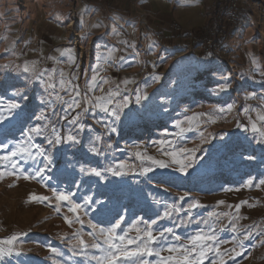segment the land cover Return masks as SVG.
<instances>
[{
	"label": "rangeland",
	"instance_id": "obj_1",
	"mask_svg": "<svg viewBox=\"0 0 264 264\" xmlns=\"http://www.w3.org/2000/svg\"><path fill=\"white\" fill-rule=\"evenodd\" d=\"M120 1L0 0V241L16 237L0 264H100L117 221L129 251L149 225L157 239L116 264L179 257L199 232L216 237L203 264H264V137L251 130L264 131V1L233 0L218 60L173 46L169 24L210 25L219 1L172 0L169 15Z\"/></svg>",
	"mask_w": 264,
	"mask_h": 264
},
{
	"label": "snow or ice",
	"instance_id": "obj_2",
	"mask_svg": "<svg viewBox=\"0 0 264 264\" xmlns=\"http://www.w3.org/2000/svg\"><path fill=\"white\" fill-rule=\"evenodd\" d=\"M24 71L25 72L29 71V67L27 65L24 66ZM154 79H159V78L158 77H154ZM93 80H95V77H93ZM226 88H227V85H224V88L222 90H225ZM96 99L99 101L102 98L101 97H97ZM137 101H139V97L137 98ZM108 103L110 104L111 100H109ZM77 106H79V105H77ZM97 106H100V105H97ZM16 107H18V105H15V104L11 105V108H16ZM117 107L118 108L127 107V98H125L124 103H123L122 106L118 105ZM103 110L105 112L109 111L107 107H104ZM109 114L114 116L116 120L120 119L118 111L115 110V109L113 111H111ZM258 119L264 121V116H258ZM73 123H75V121H73ZM112 130L115 131V129H112ZM251 130L253 132H259L260 135L262 137H264V131H261L260 129H258L256 127L255 123H252ZM75 140H76V137L73 136V135H68L66 137V141L75 142ZM55 143L56 144H60L61 143V137L59 135L56 136ZM16 154H17L16 152H13L10 155L11 156H15ZM139 155L140 154L137 153V156H139ZM168 155L172 156V158H173L172 162L173 163L180 164L179 170L182 171V172L186 171V169L191 166V158L190 157L188 159V162L184 163L183 161L176 159V155H177L176 153H168ZM144 158L152 160V162L154 164H158L160 167H166V164L163 161L154 160L152 157H144ZM0 159L7 160V159H9V157H2ZM14 167H15V165H14ZM93 172L97 176L100 175V173L96 172L95 170H93ZM113 174L114 175H120L121 173L120 172H114ZM2 175H3V173H0V176H2ZM28 178L29 177H25V179H28ZM260 183L264 184V180H261ZM249 184H251V181H249ZM53 194L56 196V198L58 200H68V197L66 195H64L63 193L54 192ZM33 198L34 199H41V200L47 199V197H41V198L33 197ZM220 203H223V202L221 201ZM242 203H246V202H242ZM78 207H79V205H73L72 208L70 209V211H75ZM192 207H196V205L193 204ZM235 207L238 210L240 205L237 204ZM215 215H216V213H209L210 217L215 216ZM223 215H227V213H224ZM65 222L66 223H71L67 219V217H65ZM118 226H119V221H117V224L113 225V227L111 229H109L107 232H102V234L106 237L104 242H105V244L108 245V247L104 250L106 255L104 257L99 258L100 264H116V262H117V260L119 258H123V259L127 260V259H130L131 257H137V256H141L142 257L144 255H152L153 254V249L149 245L151 243H153L157 239V237L152 234L150 225H149L148 230L143 233V235L147 239L144 240L142 242V244L138 245L137 248L135 250H132V251H129L126 248V246L124 245V243H123L125 241V239H126L125 236L118 237V239L121 241L120 244H115L113 242L116 239V237H115V228L118 227ZM233 227H234V225H233ZM137 232L139 233V229H137ZM140 239H141V237L138 234L137 237H136V240H140ZM215 239H216L215 236L207 235V234H204L202 232H199V233H197L196 235L192 236L189 239V246L183 248V252H182V254L179 257H174L172 255H169L168 257H160V264H168L169 261H175V264H203V260L206 258V254L208 252L213 251V246L210 243H208V242L209 241H214ZM15 240H16V237L13 235V236L9 237L8 239H6L4 241H0V243L10 245ZM79 243L81 245H84L85 242L83 240H80ZM132 243H135V241L128 240V244H132ZM92 247L97 248V247H99V245L93 244ZM5 251H7L8 253H11L13 251V249L12 248H8V249L5 250L3 248H0V254H3ZM168 251L170 253H175V252H178L180 250L177 249V248H169ZM215 251L219 255L220 249H219L218 245L216 246ZM155 254L157 256L160 255L159 252H156ZM140 264H149V262L146 261V260H141ZM213 264H215V261L213 262ZM221 264H224V262L222 260H221Z\"/></svg>",
	"mask_w": 264,
	"mask_h": 264
},
{
	"label": "built area",
	"instance_id": "obj_3",
	"mask_svg": "<svg viewBox=\"0 0 264 264\" xmlns=\"http://www.w3.org/2000/svg\"><path fill=\"white\" fill-rule=\"evenodd\" d=\"M95 2L101 4L103 0H95ZM224 6H231V14L226 20H219V11ZM215 13L216 20L212 21L210 25L199 29H183L175 22L170 23V36L173 38V46L187 44V51H197L208 57L217 55L216 43L223 41L226 29H236L239 13L233 0H219ZM160 40L163 44H166L163 38H160Z\"/></svg>",
	"mask_w": 264,
	"mask_h": 264
},
{
	"label": "crops",
	"instance_id": "obj_4",
	"mask_svg": "<svg viewBox=\"0 0 264 264\" xmlns=\"http://www.w3.org/2000/svg\"><path fill=\"white\" fill-rule=\"evenodd\" d=\"M165 1H169L170 2V4H166L165 3ZM219 0H217V2H218ZM248 2L249 4H251V2H253V0H241V2L243 3V2ZM254 1H256V0H254ZM264 1V0H263ZM121 3H122V5H123V8H130V6L131 5H133L131 2H134V6L133 7H136V5L138 4V7L139 8H143L145 5L147 6V5H149L152 9H153V11H156L155 13H159V11H163V13L164 14H167V15H169V13H167L166 11H168V10H170V11H172V9H174L175 7V5L173 6V3H174V1H172V0H121L120 1ZM161 3L162 5H160L159 7H157V8H154V7H156L157 5V3ZM258 2H262L261 0L260 1H258ZM247 4V3H246ZM241 5H243V4H241ZM218 6V3H217V5H216V7ZM248 6V5H247ZM250 7V6H249ZM243 7L241 6V9H242ZM131 9V8H130ZM216 9V8H215ZM127 10H129V9H127ZM252 10V9H251ZM165 11V12H164ZM160 13H162V12H160ZM169 21V20H168ZM168 21H166V22H168ZM162 23V22H161ZM189 29H190V27H189ZM235 40V39H234ZM233 40V41H234ZM233 41H231V42H233ZM234 42H236V40L234 41ZM231 47V46H230ZM229 47H228V51H229Z\"/></svg>",
	"mask_w": 264,
	"mask_h": 264
},
{
	"label": "bare ground",
	"instance_id": "obj_5",
	"mask_svg": "<svg viewBox=\"0 0 264 264\" xmlns=\"http://www.w3.org/2000/svg\"><path fill=\"white\" fill-rule=\"evenodd\" d=\"M234 1H235V0H234ZM238 4H239V3H238ZM235 6H236V5H235ZM227 7H228V6H227ZM228 10H229V9H228ZM223 11H224V10H223ZM225 11H226V10H225ZM225 11H224V13H226ZM230 12H231V11H230ZM221 13H222V11H221ZM228 15H229V14H228ZM227 18H228V17H227ZM238 18H239V17H238ZM237 22H238V21H237ZM238 25H239V24H238ZM238 28H239V27H238ZM232 31H233V30H232ZM238 31H239V30H238ZM230 36H231V35H230ZM222 45H223V44H222ZM185 47H186V46H185ZM219 50H220V49H219Z\"/></svg>",
	"mask_w": 264,
	"mask_h": 264
},
{
	"label": "trees",
	"instance_id": "obj_6",
	"mask_svg": "<svg viewBox=\"0 0 264 264\" xmlns=\"http://www.w3.org/2000/svg\"><path fill=\"white\" fill-rule=\"evenodd\" d=\"M209 58H212V59H216V60H218L217 58H213V57H209Z\"/></svg>",
	"mask_w": 264,
	"mask_h": 264
}]
</instances>
